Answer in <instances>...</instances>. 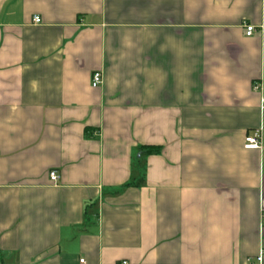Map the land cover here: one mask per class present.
Here are the masks:
<instances>
[{"label": "crops", "instance_id": "crops-1", "mask_svg": "<svg viewBox=\"0 0 264 264\" xmlns=\"http://www.w3.org/2000/svg\"><path fill=\"white\" fill-rule=\"evenodd\" d=\"M263 212L264 0H0V264H251Z\"/></svg>", "mask_w": 264, "mask_h": 264}, {"label": "built area", "instance_id": "built-area-1", "mask_svg": "<svg viewBox=\"0 0 264 264\" xmlns=\"http://www.w3.org/2000/svg\"><path fill=\"white\" fill-rule=\"evenodd\" d=\"M33 22L35 24H40V18L34 17ZM246 36L251 37L255 33V28L253 26L246 25ZM103 84V74L101 72H95L92 76L91 85L93 88H99ZM244 148L246 150H262L263 149V133L261 130H256L249 133L245 138ZM49 178L52 183L56 184L59 181V175L56 171H51ZM263 225H264V212H263ZM249 263L255 261L257 264H263L264 262V249L253 259L248 260ZM81 264H84V260H81ZM120 264H128L127 262H122Z\"/></svg>", "mask_w": 264, "mask_h": 264}, {"label": "trees", "instance_id": "trees-1", "mask_svg": "<svg viewBox=\"0 0 264 264\" xmlns=\"http://www.w3.org/2000/svg\"><path fill=\"white\" fill-rule=\"evenodd\" d=\"M159 152V150H148V153H158ZM144 184V180L143 179H140V180H138L137 182H136V186L137 187H140V186H142Z\"/></svg>", "mask_w": 264, "mask_h": 264}]
</instances>
